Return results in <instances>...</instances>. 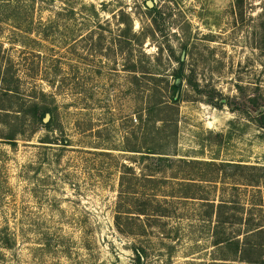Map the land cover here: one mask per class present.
<instances>
[{
	"label": "rangeland",
	"instance_id": "1",
	"mask_svg": "<svg viewBox=\"0 0 264 264\" xmlns=\"http://www.w3.org/2000/svg\"><path fill=\"white\" fill-rule=\"evenodd\" d=\"M146 1L0 0V264L264 262V0Z\"/></svg>",
	"mask_w": 264,
	"mask_h": 264
},
{
	"label": "trees",
	"instance_id": "2",
	"mask_svg": "<svg viewBox=\"0 0 264 264\" xmlns=\"http://www.w3.org/2000/svg\"><path fill=\"white\" fill-rule=\"evenodd\" d=\"M175 80H179L176 84H173L172 86H170V88L168 89V93H169V99L171 101V103L175 104L179 101L180 99V78L182 77L181 71L178 73H174L173 74ZM24 118L27 117L29 118L31 121L35 122V123H40L45 129H50L51 125L53 124V116H52V111L49 107L45 106L44 104L41 103H34L31 104L29 106H25V111H24ZM258 125L261 128H264V114L259 113L258 114ZM14 134H11V136H9V138H7L9 141L14 140ZM12 144H14V142H12ZM147 152H145L148 155H155L157 153H154L152 150L148 149L146 150ZM164 155V154H162ZM141 157H146V156H141ZM159 161H163V160H168V158H162L159 157L157 158ZM254 231V230H252ZM249 233V232H248ZM256 235H261L263 232L261 230L255 231L253 232ZM252 233V234H253ZM241 235H245V234H241ZM251 234H248L247 236H243V238H239L240 236H235V237H230L226 234H222V233H216V244L217 245H221L222 248L226 249H231V255L233 257H236V255H238V259L241 260H246V261H242V262H246L247 264H264V262H262L259 259L256 260H252V258H249L248 256H245L246 254H244L246 252V246H248L247 244H249L250 241V236ZM134 254L136 257V264H141V259L144 257V251L143 250H138L135 249L134 250ZM246 257V258H244Z\"/></svg>",
	"mask_w": 264,
	"mask_h": 264
},
{
	"label": "water",
	"instance_id": "3",
	"mask_svg": "<svg viewBox=\"0 0 264 264\" xmlns=\"http://www.w3.org/2000/svg\"><path fill=\"white\" fill-rule=\"evenodd\" d=\"M146 6L147 8L151 9L153 7V2L152 1H146Z\"/></svg>",
	"mask_w": 264,
	"mask_h": 264
}]
</instances>
